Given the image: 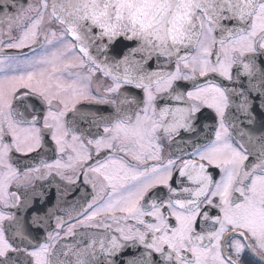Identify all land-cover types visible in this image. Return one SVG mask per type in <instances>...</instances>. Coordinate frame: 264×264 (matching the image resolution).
I'll return each instance as SVG.
<instances>
[{
    "label": "snow or ice",
    "instance_id": "obj_1",
    "mask_svg": "<svg viewBox=\"0 0 264 264\" xmlns=\"http://www.w3.org/2000/svg\"><path fill=\"white\" fill-rule=\"evenodd\" d=\"M257 102L264 0H0V264H264ZM49 177L92 196L37 237Z\"/></svg>",
    "mask_w": 264,
    "mask_h": 264
},
{
    "label": "flooded vegetation",
    "instance_id": "obj_2",
    "mask_svg": "<svg viewBox=\"0 0 264 264\" xmlns=\"http://www.w3.org/2000/svg\"><path fill=\"white\" fill-rule=\"evenodd\" d=\"M35 2L36 0H17V6L19 7L21 4L26 5L27 3H35ZM7 52L9 55H20V56H23L25 54L31 55L30 50L27 48L20 51L11 49V50H7ZM178 83L182 89L190 88V84H187L186 82L180 81ZM130 91L137 92L138 90L130 89ZM139 96L140 98H142V93H140ZM78 107L84 108L86 110L90 109L94 111L99 109L100 112L104 115H108L109 112L111 111L110 109L107 108V106L94 105V104H89L87 102H83L82 104L78 105ZM262 124H264V112L260 111L259 102H257L256 123L254 125H249L247 123L244 125L240 124V127L245 128L246 130H250L255 134H259L262 130H264V128H262ZM215 126H216V119L214 113H212L211 110L205 109L200 114V119L197 122L196 132L182 133V135L185 140L191 137L193 140H196L198 138V142H204L206 137L214 136ZM49 146L50 148L54 147V145H52L50 141H49ZM101 155L103 156V153ZM164 155L165 156L168 155L167 146L165 147ZM33 156H35V154H33ZM53 157H54V153L52 151H47L45 159H51ZM23 159H27V158H23ZM95 159H99V158H95ZM28 162L33 164L38 163L39 158ZM210 171L213 174L218 172V170L216 169H210ZM216 178L218 179L219 177L216 176ZM37 186H38L37 191H43L46 194L44 203L40 204L37 200L33 202L32 208H28V209L22 208L19 210V214L29 223V231L31 232L32 235L37 237H43L45 233L43 229H36L31 227L30 221L33 211L40 210L41 214L43 215L48 211V209H52L54 215L50 218L49 223L51 227H54L56 223L55 217L57 215L65 216L67 218L66 210L74 211L75 209H78L80 207V204H82L85 200H90L92 196L91 186L84 184L82 178L77 183V185H66L63 181L59 179V177H55V178L49 177L46 180L37 181ZM58 186L60 192H65L67 190L66 194L61 196L59 199H57ZM27 191L30 193L31 190L29 189ZM154 191L158 193L165 192V190L163 189H156ZM24 192L25 190L21 189V193ZM24 198L25 197L22 195V199Z\"/></svg>",
    "mask_w": 264,
    "mask_h": 264
},
{
    "label": "water",
    "instance_id": "obj_3",
    "mask_svg": "<svg viewBox=\"0 0 264 264\" xmlns=\"http://www.w3.org/2000/svg\"><path fill=\"white\" fill-rule=\"evenodd\" d=\"M153 67H155V65H153ZM170 67H172V66H170ZM244 117L242 116V117H240L239 118V120L237 121L238 123H240V121H244ZM241 125H244V124H246V122H244V123H240Z\"/></svg>",
    "mask_w": 264,
    "mask_h": 264
}]
</instances>
